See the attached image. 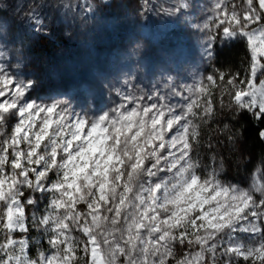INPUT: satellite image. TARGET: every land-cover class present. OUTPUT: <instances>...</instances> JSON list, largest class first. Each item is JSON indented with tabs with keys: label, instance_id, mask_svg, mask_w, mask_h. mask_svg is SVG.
<instances>
[{
	"label": "snow or ice",
	"instance_id": "6c2138e0",
	"mask_svg": "<svg viewBox=\"0 0 264 264\" xmlns=\"http://www.w3.org/2000/svg\"><path fill=\"white\" fill-rule=\"evenodd\" d=\"M216 11L217 35L243 41L250 53L248 72L242 79L209 75L207 88L203 80L193 88L173 84L172 96L189 94L179 108L159 92H140L96 116L76 113L63 100L33 99L38 83L10 73L0 52V264H77L78 248L85 264H168L170 258L205 264L206 253L214 264L220 234L229 238L225 255L264 264V183L225 184L216 167L201 174L194 158L201 124L217 110L212 86L220 89L221 109L251 114L264 125V0H244L242 12L217 0ZM30 19H38L35 12ZM259 136L264 139V130ZM41 198L48 203L31 223L52 251L32 258L30 241L12 234L28 231L25 209ZM73 229L86 240L78 241ZM237 232L255 243L234 242ZM185 243L200 250L177 258L176 245Z\"/></svg>",
	"mask_w": 264,
	"mask_h": 264
},
{
	"label": "rangeland",
	"instance_id": "374dc122",
	"mask_svg": "<svg viewBox=\"0 0 264 264\" xmlns=\"http://www.w3.org/2000/svg\"><path fill=\"white\" fill-rule=\"evenodd\" d=\"M223 2L229 6V9L235 3L238 11H243L244 0H223ZM181 3H186L188 7L175 11ZM216 3L217 0H143L141 11L143 14L147 12L150 16L148 27L134 29L127 35L113 38L102 46V42L96 40L92 32L80 37L75 44L76 38L72 34L73 31L79 30V27L74 28V25H69L70 27H65L68 31V44L55 47L51 56L43 54L35 43H30V37L24 34L20 23L19 12L0 9V52L8 57L6 63L10 73L20 79L38 83V87L31 93L33 99L41 98L45 103L57 99L63 100L76 113L96 116L116 107L121 103L124 95L140 92H159L161 95H166L173 106L179 108L188 103L189 94L186 93L184 99L172 96L173 84L181 89L193 88L203 80L207 88L210 87V82L206 79L209 75L218 78L223 73L225 78H228L239 74L242 79L248 72L250 53H246L244 42L225 41L217 35ZM87 5L88 3H84L83 0H71L70 8L74 10L81 25L84 24V17L89 9ZM172 15L176 16V19L168 25ZM164 22L168 23L164 24ZM205 25L209 27L206 28ZM255 27L259 28V26ZM213 35H217V39L211 40ZM218 83L222 82L218 81ZM212 90L213 99L217 97L219 101L220 89L212 86ZM217 118L218 115L215 113L208 122H215ZM12 127L13 124L10 122L6 135L10 134ZM221 129L223 134L232 133L227 120L221 122ZM214 149L215 145L210 137L200 135L199 144L194 149V158L200 163L201 174L216 167L220 171V179L225 184L248 188L257 183H264L255 174L245 177L244 183L225 178L221 161ZM49 175L52 176L51 173ZM28 194L26 192V195ZM34 195L41 196L40 193ZM47 203L46 198H41L38 207L28 206L25 209L29 218L27 233L19 236L15 233L20 231L16 230L12 234V238L16 241L25 239L30 241L28 253L32 258H35L40 251L46 254L52 251L47 242V235L31 223L33 213L37 216L43 214ZM76 210L86 212L87 206L77 204ZM101 212L105 214L103 208ZM200 223L202 222L198 220L197 224ZM72 235L78 241L86 240L84 234L75 229ZM234 236V242L242 243L246 247L255 243L254 238L248 233L237 232ZM3 240L4 237L0 233V242ZM217 240L220 244L215 252L214 264H250L251 262L261 264L260 261L252 258L245 261L234 254L225 255L224 249L228 246L229 238L220 234ZM185 245L192 247V250L186 254L190 258L200 250L199 245L187 243ZM174 252L177 258L186 256L181 253L178 245ZM3 256L4 252L0 251V257ZM77 256L80 257L77 264H85L87 258L83 257L79 248ZM168 262H172V258ZM205 264H213L211 253H206Z\"/></svg>",
	"mask_w": 264,
	"mask_h": 264
},
{
	"label": "trees",
	"instance_id": "16d2710c",
	"mask_svg": "<svg viewBox=\"0 0 264 264\" xmlns=\"http://www.w3.org/2000/svg\"><path fill=\"white\" fill-rule=\"evenodd\" d=\"M83 1L89 5L83 25L79 24L74 10L70 8L71 0H0V9L19 12L24 34L30 37V43H35L48 56L53 54L55 47L68 44V31L65 27H70L69 25L79 27L72 34L76 38L75 44L80 37L92 32V36L102 42V46L134 29L149 26L150 16L141 11L143 0ZM34 12L38 19H30ZM175 19L176 16L172 15L168 25ZM214 101L217 104L218 118L215 122L204 123L200 128V135L210 137L214 143L225 178L244 183L245 177L255 174L264 182V139L259 136L264 125L251 114L233 115L227 108H219L217 97ZM224 120L229 121L231 134L222 133L221 122ZM25 233L27 231L15 234L23 236ZM178 248L183 255L192 250V247L185 244L178 245Z\"/></svg>",
	"mask_w": 264,
	"mask_h": 264
}]
</instances>
